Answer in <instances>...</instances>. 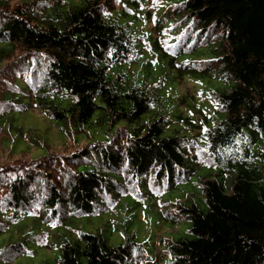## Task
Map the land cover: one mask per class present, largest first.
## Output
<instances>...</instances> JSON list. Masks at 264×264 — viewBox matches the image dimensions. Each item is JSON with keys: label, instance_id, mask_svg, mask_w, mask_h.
I'll return each mask as SVG.
<instances>
[{"label": "trees", "instance_id": "trees-1", "mask_svg": "<svg viewBox=\"0 0 264 264\" xmlns=\"http://www.w3.org/2000/svg\"><path fill=\"white\" fill-rule=\"evenodd\" d=\"M77 2L0 0V148L30 106L69 135L87 124L110 135L0 166L1 243L27 254L43 237L30 229L112 211L131 195L169 227L187 223L186 235L152 242L154 257L135 232L117 245L100 229L60 235L55 262L264 264V0ZM184 77L206 96L167 93ZM187 102L201 124L180 109ZM195 182L197 193L165 197Z\"/></svg>", "mask_w": 264, "mask_h": 264}, {"label": "rangeland", "instance_id": "rangeland-1", "mask_svg": "<svg viewBox=\"0 0 264 264\" xmlns=\"http://www.w3.org/2000/svg\"><path fill=\"white\" fill-rule=\"evenodd\" d=\"M11 3L20 0H9ZM77 2L78 0H70ZM174 2V0H164V3ZM79 3V2H77ZM220 82L213 81L212 86L219 85ZM167 93H179V95L204 94L206 96V85L193 80L189 77L178 79L174 85H165ZM206 103V98H204ZM181 105L184 114L190 112L196 120L195 123L201 124V117L196 103H186ZM206 105V104H205ZM209 108V107H208ZM207 108V109H208ZM210 109H203L209 112ZM17 126L16 137L13 141L7 142L0 148V166L7 165L17 159H37L48 155L49 153H70L84 146L105 142L110 139L106 126H96L87 124L82 130H75L69 135L64 123L50 118L34 106H30L22 113L15 115ZM115 128V127H114ZM112 128V130L114 129ZM198 129L191 132V136L198 133ZM23 135V136H22ZM200 187L198 184L189 183L178 187L165 197L171 201H181L189 192L197 193ZM147 201L143 200L136 203L135 197L125 195L120 199L119 204L112 211L104 212L99 215H78L71 217L69 223L64 226H53L49 223H42L40 227L30 229L29 232H40L43 237L35 240V243L29 242L30 252L20 256H15L12 252L13 246L2 244L0 236V264H41L48 260L50 264H57L55 258L58 256L59 237H65L74 241L79 232L95 233L98 229L105 234L110 244L117 245L124 241L125 231L135 232V240L143 243L144 248L150 256L154 257L159 253V249L152 248V242L161 239L163 236L172 240L178 236H185L187 223H183L177 228H171L168 224L160 220L156 210H149ZM8 234L4 238H8ZM45 240L50 247L40 246L39 241ZM169 258L164 257L161 264L166 263Z\"/></svg>", "mask_w": 264, "mask_h": 264}, {"label": "snow or ice", "instance_id": "snow-or-ice-1", "mask_svg": "<svg viewBox=\"0 0 264 264\" xmlns=\"http://www.w3.org/2000/svg\"><path fill=\"white\" fill-rule=\"evenodd\" d=\"M117 2H119V0H117Z\"/></svg>", "mask_w": 264, "mask_h": 264}]
</instances>
